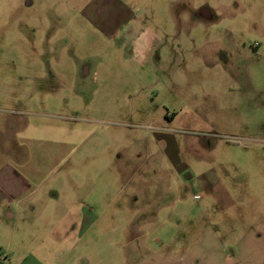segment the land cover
<instances>
[{
  "label": "rangeland",
  "instance_id": "1",
  "mask_svg": "<svg viewBox=\"0 0 264 264\" xmlns=\"http://www.w3.org/2000/svg\"><path fill=\"white\" fill-rule=\"evenodd\" d=\"M89 1L0 0L13 264H264V0Z\"/></svg>",
  "mask_w": 264,
  "mask_h": 264
},
{
  "label": "crops",
  "instance_id": "2",
  "mask_svg": "<svg viewBox=\"0 0 264 264\" xmlns=\"http://www.w3.org/2000/svg\"><path fill=\"white\" fill-rule=\"evenodd\" d=\"M103 2L104 0H93L91 3L89 1V6H94L97 3L101 5ZM38 188L40 186L32 187L28 178L16 172L14 162L11 163L7 160L0 165V260L3 264H13L15 255L19 251L27 250H25L27 248L26 242L29 241L30 237L25 233L24 219L26 216H33L36 224L39 225L40 222H46L51 215V212H21L15 207L36 195L40 191ZM13 208L17 212H11ZM12 222H14L15 227H19L17 236ZM39 239L42 238L39 237Z\"/></svg>",
  "mask_w": 264,
  "mask_h": 264
},
{
  "label": "trees",
  "instance_id": "3",
  "mask_svg": "<svg viewBox=\"0 0 264 264\" xmlns=\"http://www.w3.org/2000/svg\"><path fill=\"white\" fill-rule=\"evenodd\" d=\"M0 264H3L2 262H0Z\"/></svg>",
  "mask_w": 264,
  "mask_h": 264
},
{
  "label": "built area",
  "instance_id": "4",
  "mask_svg": "<svg viewBox=\"0 0 264 264\" xmlns=\"http://www.w3.org/2000/svg\"><path fill=\"white\" fill-rule=\"evenodd\" d=\"M0 262H2V261L0 260Z\"/></svg>",
  "mask_w": 264,
  "mask_h": 264
}]
</instances>
